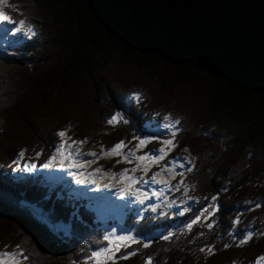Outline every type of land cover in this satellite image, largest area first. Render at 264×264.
Returning <instances> with one entry per match:
<instances>
[{
	"label": "trees",
	"instance_id": "obj_1",
	"mask_svg": "<svg viewBox=\"0 0 264 264\" xmlns=\"http://www.w3.org/2000/svg\"><path fill=\"white\" fill-rule=\"evenodd\" d=\"M7 1L27 33L0 54V250L22 249V264H90L85 256L107 241L85 199L50 195L45 182L11 172L48 161L61 130L100 149L120 140L134 148V135L169 114L179 131L167 161L189 155L184 176L197 200L183 215H130L124 224L140 243L121 247L114 264L149 256L152 264H256L264 256V0ZM117 112L129 122L108 124ZM119 159L106 166L128 165ZM157 231L173 235L143 247Z\"/></svg>",
	"mask_w": 264,
	"mask_h": 264
},
{
	"label": "rangeland",
	"instance_id": "obj_2",
	"mask_svg": "<svg viewBox=\"0 0 264 264\" xmlns=\"http://www.w3.org/2000/svg\"><path fill=\"white\" fill-rule=\"evenodd\" d=\"M4 5L5 3H0V8L4 7ZM18 26L20 28L18 32H15L14 34L10 35L6 39L0 38V54H4L7 51L6 48L8 46L17 42L18 40L17 38L19 36L25 35L27 33L25 31L26 29L25 25L23 26V25L18 24ZM161 122L163 121L161 120ZM169 122H171V120ZM174 127L176 128V126ZM169 131H172V130H169ZM158 132L164 133V130L157 128V125H155V127L153 128L149 127L150 134H157ZM63 139L69 143L73 140L80 141L77 138L72 137L67 132L65 134V137H63ZM174 143H175V147L172 148V150L176 148L175 140H174ZM125 146L126 147L121 150L122 153H127V150L130 149L127 144H125ZM73 147L74 148L79 147L81 152H84V153H88V152L97 153V157L86 156V157L93 158L91 163L94 164V166H92L90 172L94 175L93 178H96V181H97L98 174L99 173L103 174L105 172L107 176H105L104 182L109 180L110 183L112 181L115 183H118L119 189L124 186V181L122 180L118 181V179H120L119 174L118 175L116 174L115 176L113 175L114 171L115 172L117 171L114 169L113 170L109 169V167L105 166V164L109 162L113 157H118L117 155H109L107 151L100 150L98 146L91 144V143H87V142L83 144L74 145ZM145 147L146 145L140 149L133 148L134 155L131 157L125 158L124 155L119 156L121 157V160L119 159L120 161L128 162V160H131V163H130L131 165L124 169H128V173L126 174L128 177H131V176L137 177L136 183L131 185V187L132 189H139L142 195L147 196L143 204L139 203L136 197L127 196V195L124 196L125 200L117 202L113 205H110L109 207L102 206V205L95 206V205L88 204L87 202L88 209L95 212L97 220L103 223L105 232L106 231L110 232L112 228L117 229V234H120V231L122 228L131 230L124 224V221L126 219H130L129 217L130 215L134 216L136 220H141L143 217L149 214L155 217H162L163 215L167 213H168L167 215L170 217H173L174 215H182L191 209L192 205L194 204L196 200V198L189 199L190 198L189 194L191 192V189L187 186V184L185 183L186 181H184L183 177L179 176L180 174H184L187 171L186 170L187 168L193 169V164H192L193 162H191L189 157L180 158L177 160L179 161V163L174 162L166 166V169H167L166 172L168 173L167 174L164 173L163 179H161L163 181H166L167 182L166 184H160V187L157 186L158 188L148 186L149 185L148 183L152 181L153 174H155V172L158 171L157 167L161 164L163 160H161L157 164H151L148 167L146 172L142 171L145 165L143 162H137L135 159V156L143 155L145 153L144 152ZM102 152L104 154L101 155L100 153ZM149 154L152 155L154 154V152L149 153ZM21 158L22 157H19V159ZM57 162L59 161L57 160ZM26 164H28L29 166L36 165L35 163H31V162H27ZM48 164H50L51 165L50 167H52L51 171H53L54 169L56 170L58 169L56 165L52 166L53 162L51 160H49ZM181 165H183V167H181ZM169 168L171 169L170 172L168 170ZM43 169L44 168H42L41 171ZM97 169H99V171H96ZM133 169H135V171H133ZM41 171L36 170V172H34V169L32 171H27L24 169V166H20L19 164L17 169L11 172V174L15 176L16 179H20V178L26 179L27 177H29V175H33V176L39 175ZM162 171L163 170H161L160 172ZM160 172L156 173V179L158 178V175ZM115 178L116 180H114ZM46 186L48 187V189L50 190L52 189L51 185L46 184ZM71 187L74 188V185H70V187L68 188L65 187V189L68 190V191H65L67 195H73L70 192L71 190H69ZM153 192H158L160 193V195H152ZM73 196H75V198L78 197V195H73ZM150 204L156 205L155 211H153V209L149 207ZM206 213H208V210L206 211ZM133 234H134V231H133ZM167 234H168V231H157L152 236H147L146 240L148 241L154 237H161L162 235H167ZM15 253L19 255L20 252H15ZM256 264H264V259H258Z\"/></svg>",
	"mask_w": 264,
	"mask_h": 264
},
{
	"label": "snow or ice",
	"instance_id": "obj_3",
	"mask_svg": "<svg viewBox=\"0 0 264 264\" xmlns=\"http://www.w3.org/2000/svg\"><path fill=\"white\" fill-rule=\"evenodd\" d=\"M4 0H0V3H3ZM0 22H6L8 24H11L12 27L11 29H7L5 28V31H12V32H18L20 29H18L16 27L17 22L13 21L12 18L6 14V12L0 10ZM20 25L24 24L23 20H20L18 22ZM30 33H33V29L31 28V26L28 28L27 30ZM133 97L135 98H139V93H133L132 94ZM119 121H122L123 123L127 124L129 121L123 116L122 113H115L113 114L109 119H108V124H114L117 123ZM161 122L160 120H158L156 122L157 128L159 129H163L164 133H157V134H149V135H144L143 137H138V136H133L132 140H136L138 141V143L135 145L136 149H140L143 148L145 145H147L150 141H157L161 139V135L162 134H167L170 138L167 139H163L161 141V146L155 150L154 154L150 155L148 152H145L143 155L140 156H135V159L137 162H143L144 163V168L142 169V171H147L148 167L151 164H157L159 163L161 160L164 159L165 156L168 155V153L172 150V148L175 147V143H174V138L176 135V132L179 131L178 128H175L174 126L179 124V120H172L170 121V117L169 115H165L162 118ZM172 130V131H169ZM66 134V130H61L57 133V136H59L61 138L60 142L54 146V153L52 156L49 157V159L55 163L56 167L59 168H81L82 165H80L79 163H76L75 161L79 158L85 157V156H92V157H97V153L95 152H88V153H84L81 152L79 147H73L74 145H78V144H83L86 142L85 140L82 141H71L70 143L65 141L63 139V137H65ZM103 147V146H101ZM125 146V142L123 140H120L119 142H117L116 144H114L111 148L107 149V153L109 155H124L125 158L127 157H131L134 155V150L133 149H128L127 153H122L121 150L124 149ZM184 151H187V149H185ZM101 155L104 154L103 152L100 153ZM36 155H40L39 152L36 153ZM24 156V151L21 150V152L19 153V157H23ZM57 160L59 162H57ZM129 163H131V160H128ZM177 163H179V161H176ZM15 163V161H14ZM50 164H44L41 165V167H50ZM181 167H183V165H181ZM35 168V165H31L29 166L28 164L24 165V169L27 171H32ZM16 169H13V171H15ZM187 171H191V168H187ZM96 171H99V169H97ZM133 171H135V169H133ZM128 173V169H123L120 173H119V178L120 180L124 181V186L121 187L119 189V193L121 196H134L136 197L137 201L141 204L144 203V200L147 198L146 195H142L139 189H132L131 185L136 183L137 177L135 176H131L128 177L126 174ZM71 175L76 176L77 178V183H81V184H86V183H94L95 181H89L86 178H83L81 176L80 172H73L70 173ZM114 176L116 174H113ZM182 175V174H181ZM152 180L156 183H161V184H166V181L160 180L157 181L156 180V174H153L152 176ZM99 187V186H98ZM104 187H108V185H105ZM152 195H160V193L158 192H153ZM191 199V197L189 198ZM213 200L216 199V197H212ZM149 207H151L153 209V211H155L156 209V205L154 204H150ZM257 207H259V205H257ZM215 209L212 208L210 210H208L207 215H211L212 211H214ZM207 218V217H205ZM201 219L200 216H196V218L194 220H192L191 223L185 225L186 228H188L189 230L192 228V225L195 224L197 221H199ZM237 221H233V223H236ZM213 225L211 223H209L207 225V227L211 228ZM264 234V233H261ZM173 235V233L169 232L167 235H162L160 238L164 239V240H168L171 238V236ZM252 237V233L251 232H247L246 234L243 235V238L239 241L240 244H244L246 243L250 238ZM102 239L104 241H107V244L104 246H99L97 247L95 250L91 251L89 255L85 256V260L87 262H90V264H110V262H112V264H114V261L117 259V257L115 256L116 252H119L121 247L124 248H128L130 244L136 243L139 244L140 240L138 239L137 235L133 234V230H127V229H121L120 234H117V229L116 228H112L110 232L106 231L103 234ZM151 240H148L146 243H144L142 246L143 247H148L149 244H151ZM95 243L99 244L100 241H96ZM8 246L5 245V248H7ZM224 247H229V245L225 244ZM16 249H20V245H15ZM210 252L212 251L211 248L208 249ZM138 251V249H137ZM201 251H204V249H201ZM135 253L133 251H129L127 252L125 255L119 257V259H127L128 257L134 255ZM28 257L26 255H24L23 250L21 249L19 255H17L14 251H3L0 250V264H22V261L27 260ZM257 259H264V257H258ZM147 264H152V257L149 256L147 258ZM233 264H235V262H233Z\"/></svg>",
	"mask_w": 264,
	"mask_h": 264
},
{
	"label": "bare ground",
	"instance_id": "obj_4",
	"mask_svg": "<svg viewBox=\"0 0 264 264\" xmlns=\"http://www.w3.org/2000/svg\"><path fill=\"white\" fill-rule=\"evenodd\" d=\"M79 160V159H78ZM85 167H86V164H85ZM167 170V169H166ZM166 170H164V172H162V173H160V175H158V178L156 179L157 181H160L161 179H163V175H164V173H168V172H166ZM99 177V176H98ZM98 182H102V176H100L99 177V179H98ZM147 184V183H146ZM149 185L148 186H152V187H157V186H159L160 187V184L161 183H156V182H154L153 180L150 182V183H148ZM146 188V187H145ZM158 188V187H157ZM154 189V188H153ZM117 193H119V192H117ZM120 194V193H119Z\"/></svg>",
	"mask_w": 264,
	"mask_h": 264
}]
</instances>
